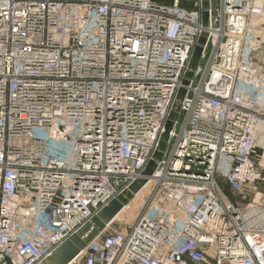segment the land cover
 Wrapping results in <instances>:
<instances>
[{
  "label": "built area",
  "instance_id": "1",
  "mask_svg": "<svg viewBox=\"0 0 264 264\" xmlns=\"http://www.w3.org/2000/svg\"><path fill=\"white\" fill-rule=\"evenodd\" d=\"M212 1L205 27L201 0H0V264H41L141 178L73 263L264 264V0Z\"/></svg>",
  "mask_w": 264,
  "mask_h": 264
},
{
  "label": "water",
  "instance_id": "2",
  "mask_svg": "<svg viewBox=\"0 0 264 264\" xmlns=\"http://www.w3.org/2000/svg\"><path fill=\"white\" fill-rule=\"evenodd\" d=\"M208 7L209 0H201V23L203 26H208ZM206 35L205 31L194 46L191 59L189 61V70L182 79V86L178 89L176 100H181L186 92L184 86L189 84L192 77V70L198 65L200 54L202 51L203 38ZM179 112V104L174 103L170 116L165 123L164 130L159 141L160 149H164L168 140V133L173 127V120ZM162 156L161 151H157L153 157L147 162L142 174L150 175L156 167L157 160ZM145 179L141 178L132 183L128 189H125L116 197L112 198L107 205L102 207L91 220L85 222L75 233L68 239L58 245L52 253L41 264H72L84 250L86 245L97 236L105 226L110 223L118 212L122 209L133 196V193L144 184Z\"/></svg>",
  "mask_w": 264,
  "mask_h": 264
},
{
  "label": "rangeland",
  "instance_id": "3",
  "mask_svg": "<svg viewBox=\"0 0 264 264\" xmlns=\"http://www.w3.org/2000/svg\"><path fill=\"white\" fill-rule=\"evenodd\" d=\"M159 1H163V2H166V3H170L172 2V0H159ZM192 1L193 0H179V4L180 3H183V6L180 4V6L182 7H190L191 4H192ZM213 3V6L215 7L217 5V0H213L212 1ZM223 187L225 188L226 190V194L227 196L231 197V198H234L236 199L237 197H239V194L238 193H233L231 192L230 190H228L224 185ZM264 188V187H263ZM140 197H137L135 200L136 201H141V199L139 200ZM141 205V203H140ZM135 210L136 209H131L129 210L128 212L124 210L118 215L117 219L114 220L113 224L110 226V228L108 229V232L111 231L112 229H115L117 228L119 225H127V224H130L132 223V221L134 220V214H135ZM72 264H82V259L80 258L79 260H77V262L75 263H72Z\"/></svg>",
  "mask_w": 264,
  "mask_h": 264
},
{
  "label": "bare ground",
  "instance_id": "4",
  "mask_svg": "<svg viewBox=\"0 0 264 264\" xmlns=\"http://www.w3.org/2000/svg\"><path fill=\"white\" fill-rule=\"evenodd\" d=\"M201 55V54H200ZM260 128V126L258 127V129ZM138 194V193H137ZM124 210V209H123ZM123 210H120L119 212H118V214L114 217V219L113 220H115V219H117V217H118V215L123 211Z\"/></svg>",
  "mask_w": 264,
  "mask_h": 264
},
{
  "label": "trees",
  "instance_id": "5",
  "mask_svg": "<svg viewBox=\"0 0 264 264\" xmlns=\"http://www.w3.org/2000/svg\"><path fill=\"white\" fill-rule=\"evenodd\" d=\"M183 6V3H180Z\"/></svg>",
  "mask_w": 264,
  "mask_h": 264
}]
</instances>
